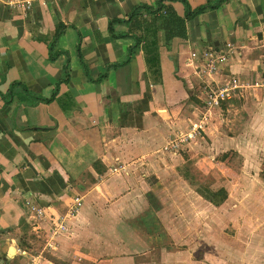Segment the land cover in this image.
Returning a JSON list of instances; mask_svg holds the SVG:
<instances>
[{
	"label": "crops",
	"instance_id": "obj_1",
	"mask_svg": "<svg viewBox=\"0 0 264 264\" xmlns=\"http://www.w3.org/2000/svg\"><path fill=\"white\" fill-rule=\"evenodd\" d=\"M5 1L0 264H184L191 209L178 206H218L199 191L214 189L204 177L180 167H247L264 153V0ZM207 49L228 52L210 76L190 59ZM233 80L241 87L209 112L203 140L171 148L207 111L209 88ZM63 216L69 229L50 249Z\"/></svg>",
	"mask_w": 264,
	"mask_h": 264
},
{
	"label": "rangeland",
	"instance_id": "obj_2",
	"mask_svg": "<svg viewBox=\"0 0 264 264\" xmlns=\"http://www.w3.org/2000/svg\"><path fill=\"white\" fill-rule=\"evenodd\" d=\"M213 109L211 113L215 111ZM201 135H205L204 132ZM201 135L195 139L188 138L185 143L196 141L192 144L198 145L203 140ZM177 139L175 137L173 141ZM221 153L215 157L221 158ZM263 154L261 151H251L254 160L247 167L233 165L227 168L223 164L206 166L203 170L194 165L180 167L183 174L188 168L187 171L192 172L194 175L191 173V176L197 181L204 177L212 188L227 185L229 191L228 200L218 207L197 196L193 198L187 195L189 199H183L185 204L178 206V210H182L183 206L191 209L180 223V238L183 237L180 242L183 244L179 248L185 255L184 264H264ZM237 161L234 159L231 162L237 164Z\"/></svg>",
	"mask_w": 264,
	"mask_h": 264
},
{
	"label": "built area",
	"instance_id": "obj_3",
	"mask_svg": "<svg viewBox=\"0 0 264 264\" xmlns=\"http://www.w3.org/2000/svg\"><path fill=\"white\" fill-rule=\"evenodd\" d=\"M1 2L2 0H0V3ZM5 3L9 7L25 9L31 7L32 0H6ZM228 47L230 50L232 49L231 44H229ZM227 54L228 52L218 53L212 49H207L203 52H197L196 50H194L191 52L190 59H201L203 63L201 65L202 67H200L199 70L210 76L218 70L219 64L223 63L227 59ZM240 87L241 85L237 83V80H233L232 85L218 87L216 89L209 88L206 99L207 111L201 115L200 121L198 123L192 125L193 128L189 133L179 135L176 142L173 141L175 140V138L170 141L171 148L177 149L180 143L183 144L188 138H194L197 135L201 134V132L203 131V124L206 122V117L210 114L209 112L211 111V109L220 106L223 100L231 96V94L237 93ZM120 168L121 165L117 164V166H114L113 171H117ZM82 204V198L80 196H76L75 202L70 206L67 216L71 217L76 215ZM36 211L39 218L45 216L44 211L41 208H37ZM66 219V216L61 217L60 222L54 224L49 228L47 247H49L50 249L57 248L55 238L57 237L58 233L69 229L66 223ZM29 264H44V257L42 255L32 256Z\"/></svg>",
	"mask_w": 264,
	"mask_h": 264
},
{
	"label": "trees",
	"instance_id": "obj_4",
	"mask_svg": "<svg viewBox=\"0 0 264 264\" xmlns=\"http://www.w3.org/2000/svg\"><path fill=\"white\" fill-rule=\"evenodd\" d=\"M202 195L216 206H220L228 198V190L225 187L217 189L206 188L204 191L199 190Z\"/></svg>",
	"mask_w": 264,
	"mask_h": 264
}]
</instances>
